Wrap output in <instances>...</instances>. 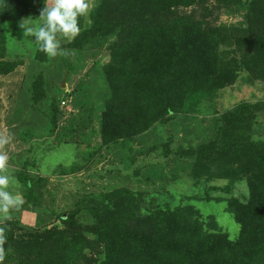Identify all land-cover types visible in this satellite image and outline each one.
Here are the masks:
<instances>
[{
	"label": "trees",
	"instance_id": "1",
	"mask_svg": "<svg viewBox=\"0 0 264 264\" xmlns=\"http://www.w3.org/2000/svg\"><path fill=\"white\" fill-rule=\"evenodd\" d=\"M209 1L99 0L88 25L87 17L79 18L81 31L69 46L109 51L103 68L111 94L101 118L106 143L141 134L214 98L242 69L264 80V0H211L245 11L242 34L234 39L240 57L225 61V28L181 10L201 5L208 11ZM43 6L44 0H0V75L22 63L6 58L3 23L40 14ZM37 53L47 58L39 45ZM259 107L243 102L226 111L212 140L185 151L196 158L197 178H246V199L215 197L226 201L240 224L237 238L192 203L143 213L141 192L120 188L60 214L62 226L35 229L27 237L19 236L18 221H11L0 237V264H77L90 260L87 252L97 245L104 249L99 264H264V140H254L248 128ZM18 178L32 190L29 177L19 173Z\"/></svg>",
	"mask_w": 264,
	"mask_h": 264
},
{
	"label": "rangeland",
	"instance_id": "2",
	"mask_svg": "<svg viewBox=\"0 0 264 264\" xmlns=\"http://www.w3.org/2000/svg\"><path fill=\"white\" fill-rule=\"evenodd\" d=\"M98 2L90 0L86 25ZM208 5V11L201 5L181 10L206 17L209 26L225 28L223 60L235 54L240 57L234 39L242 34L245 11L211 0ZM39 15L3 23L6 58L22 63L0 75V155L7 157L0 175L10 177L0 191L15 201L5 206L0 198V237L11 221H18L17 234L26 237L35 229L62 226L60 214L95 204L104 193L127 188L141 192L143 213L192 203L204 216L213 215L232 239L237 238L241 226L224 199L231 195L246 199V178L204 174L197 178L192 174L196 158L185 151L212 140L219 117L243 102L262 106L248 128L254 140H264V80L242 69L236 82L219 89L214 98L202 99L141 134L106 143L101 118L111 94L103 68L109 51L89 46L76 49L69 46L74 39L59 37L57 55L39 59L34 37H24L21 28L23 20L39 26ZM19 173L30 178L31 191L19 180ZM87 256L90 260L77 264H99L104 249L97 245Z\"/></svg>",
	"mask_w": 264,
	"mask_h": 264
},
{
	"label": "clouds",
	"instance_id": "3",
	"mask_svg": "<svg viewBox=\"0 0 264 264\" xmlns=\"http://www.w3.org/2000/svg\"><path fill=\"white\" fill-rule=\"evenodd\" d=\"M90 11V0H44L39 18L42 23L35 26L25 20L21 23L24 37H34L40 50L50 56L60 50V38L74 39L81 31L79 18ZM7 157L0 155V169L5 167ZM10 182L8 175H0V189ZM5 206L15 203L6 191H0Z\"/></svg>",
	"mask_w": 264,
	"mask_h": 264
},
{
	"label": "water",
	"instance_id": "4",
	"mask_svg": "<svg viewBox=\"0 0 264 264\" xmlns=\"http://www.w3.org/2000/svg\"><path fill=\"white\" fill-rule=\"evenodd\" d=\"M63 85H64V83H63Z\"/></svg>",
	"mask_w": 264,
	"mask_h": 264
}]
</instances>
